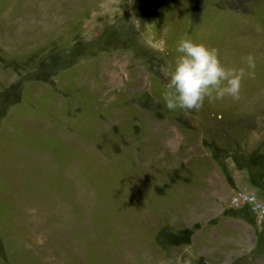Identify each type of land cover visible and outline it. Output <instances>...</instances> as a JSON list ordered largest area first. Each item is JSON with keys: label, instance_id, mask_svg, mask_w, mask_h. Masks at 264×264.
I'll return each mask as SVG.
<instances>
[{"label": "rangeland", "instance_id": "obj_1", "mask_svg": "<svg viewBox=\"0 0 264 264\" xmlns=\"http://www.w3.org/2000/svg\"><path fill=\"white\" fill-rule=\"evenodd\" d=\"M181 35L239 101L166 108ZM185 262L264 264V0H0V264Z\"/></svg>", "mask_w": 264, "mask_h": 264}, {"label": "clouds", "instance_id": "obj_2", "mask_svg": "<svg viewBox=\"0 0 264 264\" xmlns=\"http://www.w3.org/2000/svg\"><path fill=\"white\" fill-rule=\"evenodd\" d=\"M175 51L173 62L157 69L166 81L161 99L168 110L199 111L206 99L229 97L239 101L243 80L255 78V57L251 53L241 57L242 66L227 67L217 48L195 42L188 35L177 38Z\"/></svg>", "mask_w": 264, "mask_h": 264}, {"label": "crops", "instance_id": "obj_3", "mask_svg": "<svg viewBox=\"0 0 264 264\" xmlns=\"http://www.w3.org/2000/svg\"><path fill=\"white\" fill-rule=\"evenodd\" d=\"M219 157V156H218ZM227 158H229V156H227ZM227 158L225 157H223V156H221L220 158H219V161L220 162H226L227 161ZM254 215H253V213H251L250 212V210H248V213H247V215L244 217V219H246V220H248V221H250V220H253L254 219ZM239 224V223H238ZM238 224H236V226L238 227V228H240V226H238ZM246 232H247V229H245L244 230V234L246 235Z\"/></svg>", "mask_w": 264, "mask_h": 264}, {"label": "built area", "instance_id": "obj_4", "mask_svg": "<svg viewBox=\"0 0 264 264\" xmlns=\"http://www.w3.org/2000/svg\"><path fill=\"white\" fill-rule=\"evenodd\" d=\"M251 200V205H252V208L253 210H258V209H261V207H259L260 203L258 202V204H256V200H254L253 198L250 199ZM258 213V211H255Z\"/></svg>", "mask_w": 264, "mask_h": 264}]
</instances>
